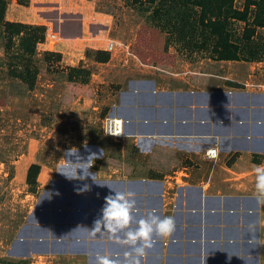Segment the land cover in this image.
<instances>
[{"label": "crops", "instance_id": "obj_1", "mask_svg": "<svg viewBox=\"0 0 264 264\" xmlns=\"http://www.w3.org/2000/svg\"><path fill=\"white\" fill-rule=\"evenodd\" d=\"M109 66L117 90L103 110L124 119V138L90 135L54 152V164L35 160L47 176L29 192L9 254L34 264H96L99 253L126 264L129 246L90 233L115 190L135 193L132 228L153 209L175 219L173 235L154 237L141 264H264V205L253 195L254 166L264 163V61L216 86L165 74L137 56ZM216 144L219 157L207 159L205 149ZM91 164L94 180L61 174L80 167L87 174Z\"/></svg>", "mask_w": 264, "mask_h": 264}, {"label": "rangeland", "instance_id": "obj_2", "mask_svg": "<svg viewBox=\"0 0 264 264\" xmlns=\"http://www.w3.org/2000/svg\"><path fill=\"white\" fill-rule=\"evenodd\" d=\"M5 1L6 21L20 22L24 27L20 34H10L5 23L0 24V264H34L9 254L32 188L25 180L26 168L36 159L54 164V152L78 146L90 135L104 136L107 110L102 102L117 90L109 76V63L135 56L139 30L144 36L157 21L161 25L176 22L175 29L167 27L163 41L164 49L175 57L173 62L166 58L159 65L163 68L160 71L173 77L192 75L199 81L212 80L216 86L224 77L239 73L238 67L251 69L255 62L264 61V27L256 28L250 39L253 42L245 38L252 33L254 19L264 20V8L256 16L252 6L247 20L232 19L226 24L225 0H211L212 15L222 19L211 40L195 29V6L178 0L164 1L166 14L157 19L152 11L158 2ZM247 4V0L233 3L241 10ZM43 27L57 31L47 35ZM66 30L79 35L78 43L74 44L71 36L65 41ZM228 42L236 44L239 60L219 58ZM153 44L160 49L157 42ZM99 50L109 53L106 64L97 63ZM46 176L47 168L43 167L39 179Z\"/></svg>", "mask_w": 264, "mask_h": 264}, {"label": "trees", "instance_id": "obj_3", "mask_svg": "<svg viewBox=\"0 0 264 264\" xmlns=\"http://www.w3.org/2000/svg\"><path fill=\"white\" fill-rule=\"evenodd\" d=\"M136 3H140L141 5L145 4H156L157 5L154 7L152 14H153V19L161 18L162 14H166V6L163 4L164 1L166 0H135ZM177 3H183L185 5L187 4H193L195 6V10L197 13V18L195 19V29L199 31L200 34H204L206 38L208 39H215L216 34L218 33L216 31V26L221 23L222 19L219 16L212 15L211 12V0H178L176 1ZM234 0H225L226 5V19L225 22L228 24L230 20L232 19H240V20H247V14L250 12V8H255L256 10V16H257V11L261 8H264V0H247V5L243 10L238 9L234 7L233 5ZM6 1L5 0H0V24L3 22L5 23L6 26V31L10 34H20L23 30L24 25L20 22H14V21H6L5 15H6ZM253 10V9H252ZM255 16V18H256ZM225 18V17H224ZM155 21V20H154ZM253 27L250 29L252 30V33L250 35H247L245 38L250 41L252 38V35L255 34L256 28L259 26L264 27V20H259L255 22V19L252 22ZM169 26L168 30H173L175 29L176 22H170L167 25L160 23H156L155 27L151 29V32L147 34V30L144 31V36L142 35V29L139 30L138 35H137V42L138 44L135 45V51L134 55L137 56L140 61L143 64L147 65H152V66H158L161 65L165 62V59H169L170 62H173V59L175 57V54L168 52L164 49V43L163 41L165 40V35L164 32L166 31L167 27ZM36 28H41V27H36ZM43 30H45V33L48 35H52V32L57 31V28H51V27H43ZM66 36H65V41L67 38L70 39L72 38L74 40V44L78 43L79 35L75 32L70 33L69 30L65 31ZM50 38L47 37V42ZM58 39V38H57ZM56 39V40H57ZM64 40V37L62 35V40ZM59 42L60 38L57 40ZM157 42V47L160 45V49H157L154 47L153 43ZM51 44V42H49ZM56 44V41L55 43ZM73 44V45H74ZM236 44H233L231 42L226 43L223 49V53L220 55L221 60H239L240 54L238 52L237 47H235ZM167 49V46H165ZM218 52V51H217ZM254 57V56H253ZM48 58V57H47ZM166 59V60H167ZM110 60V55L107 51L99 50L97 52L96 56V61L97 62H108ZM74 69V68H73ZM230 162V161H229ZM42 164L37 162V161H30L29 165L26 168V183L31 185L32 188L30 191H35L36 184L39 181V176L42 171Z\"/></svg>", "mask_w": 264, "mask_h": 264}, {"label": "clouds", "instance_id": "obj_4", "mask_svg": "<svg viewBox=\"0 0 264 264\" xmlns=\"http://www.w3.org/2000/svg\"><path fill=\"white\" fill-rule=\"evenodd\" d=\"M121 122L116 121V132H107L114 136L122 135L119 132ZM73 152V149L70 150ZM77 150L75 149V152ZM210 155L214 157L216 152L210 150ZM89 161V160H88ZM87 162H79L88 164ZM92 166L87 167V174L83 167L77 168L74 175L66 174L61 171V174L69 180H83L89 176L94 180V176L88 170ZM78 169L82 170V175L78 174ZM255 190L254 197L258 204L264 205V163L255 165ZM112 189V188H111ZM88 186L85 185L82 189H77V193L87 191ZM114 190V189H113ZM114 195L105 197V204L102 208V216L95 220L94 227L90 233L95 236L97 234H108L110 238L121 245L129 246L131 251L125 252L126 264H141V259L147 256L148 250L152 249L156 243L154 237L167 239L173 235L176 230V223L173 216H161L156 214L153 209L147 213L146 218H141L135 221L136 227L132 228L135 217L133 215L136 209V200L134 192L115 191ZM57 195L59 193H56ZM121 233L123 234L121 236ZM96 264H121L120 260L113 258L109 254L97 253Z\"/></svg>", "mask_w": 264, "mask_h": 264}, {"label": "built area", "instance_id": "obj_5", "mask_svg": "<svg viewBox=\"0 0 264 264\" xmlns=\"http://www.w3.org/2000/svg\"><path fill=\"white\" fill-rule=\"evenodd\" d=\"M119 120L121 122L119 132L122 133V135H112L107 132H116V121ZM103 135L107 138H112V139H123L125 136V121L123 118L118 117L116 115H108L105 117L104 122H103ZM210 150H213L214 152L217 153L214 157L210 155ZM220 154V146L218 144L207 147L204 151V156L209 159V160H215L219 157Z\"/></svg>", "mask_w": 264, "mask_h": 264}, {"label": "water", "instance_id": "obj_6", "mask_svg": "<svg viewBox=\"0 0 264 264\" xmlns=\"http://www.w3.org/2000/svg\"><path fill=\"white\" fill-rule=\"evenodd\" d=\"M19 242L18 241H15L13 244H12V248L10 249L9 253L10 254H14L16 252V248H17V243Z\"/></svg>", "mask_w": 264, "mask_h": 264}]
</instances>
